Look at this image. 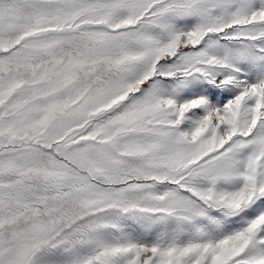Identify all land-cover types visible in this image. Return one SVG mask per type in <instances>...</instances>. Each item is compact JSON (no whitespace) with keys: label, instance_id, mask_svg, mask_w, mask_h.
<instances>
[{"label":"snow or ice","instance_id":"6c2138e0","mask_svg":"<svg viewBox=\"0 0 264 264\" xmlns=\"http://www.w3.org/2000/svg\"><path fill=\"white\" fill-rule=\"evenodd\" d=\"M0 264H264V0H0Z\"/></svg>","mask_w":264,"mask_h":264}]
</instances>
